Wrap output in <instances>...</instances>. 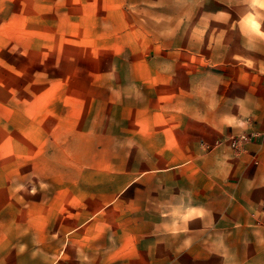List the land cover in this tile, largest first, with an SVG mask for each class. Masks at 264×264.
<instances>
[{
    "label": "rangeland",
    "instance_id": "1",
    "mask_svg": "<svg viewBox=\"0 0 264 264\" xmlns=\"http://www.w3.org/2000/svg\"><path fill=\"white\" fill-rule=\"evenodd\" d=\"M263 26L264 0H0V264H218L163 169Z\"/></svg>",
    "mask_w": 264,
    "mask_h": 264
},
{
    "label": "crops",
    "instance_id": "2",
    "mask_svg": "<svg viewBox=\"0 0 264 264\" xmlns=\"http://www.w3.org/2000/svg\"><path fill=\"white\" fill-rule=\"evenodd\" d=\"M239 25L236 21V36ZM234 49L236 55L219 58L218 101L203 106L202 120L195 121L201 132L189 127L172 143L179 149L171 157L184 160L175 166L186 168L163 170L186 178L181 189L187 256L254 264L264 251L263 229L256 223L264 207V39L252 30L250 48ZM230 129L263 136L235 153L221 139Z\"/></svg>",
    "mask_w": 264,
    "mask_h": 264
},
{
    "label": "built area",
    "instance_id": "3",
    "mask_svg": "<svg viewBox=\"0 0 264 264\" xmlns=\"http://www.w3.org/2000/svg\"><path fill=\"white\" fill-rule=\"evenodd\" d=\"M252 136L247 135L246 133L239 134L237 136H233L232 143L238 149L239 151L243 149V144L247 140H251ZM258 225L262 226L264 228V207L261 209V213L259 218H257Z\"/></svg>",
    "mask_w": 264,
    "mask_h": 264
}]
</instances>
